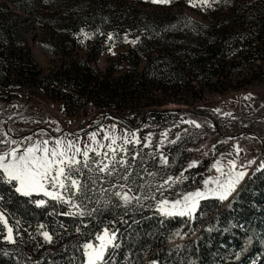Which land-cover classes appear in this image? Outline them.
Listing matches in <instances>:
<instances>
[{"label": "trees", "instance_id": "obj_1", "mask_svg": "<svg viewBox=\"0 0 264 264\" xmlns=\"http://www.w3.org/2000/svg\"><path fill=\"white\" fill-rule=\"evenodd\" d=\"M35 1L14 0L26 10H32ZM226 1L227 14L210 17L206 23L183 12L153 17L132 11L119 0L74 2L70 8L78 13L69 12L70 32L84 37L87 53L44 75L29 49L26 59L18 51L17 21L0 0V91L7 79L25 80L48 95H64L68 112L78 110L74 106L78 101L82 106L95 103L104 114L121 112L125 105V119L137 127L154 104L152 80L166 78L165 101L180 93L177 86L197 92L192 84L195 70L209 86L224 90L247 77L264 80V0H209L211 7H204L219 10ZM110 3L115 9L107 12ZM130 28L138 36L120 56L128 63L123 73L112 66L106 72L94 68L93 59L113 44L122 45ZM136 57L147 58L141 71ZM177 59L188 61L190 72L185 73L187 67H180ZM191 109L205 112L199 106ZM168 113L153 114L161 118ZM0 216L15 236L14 243L0 237V264H86L84 245L105 228L115 233V240L101 264H264V166L247 176L229 198H204L188 215H164L148 200L102 202L76 212L65 201L36 193L23 196L13 184L0 182Z\"/></svg>", "mask_w": 264, "mask_h": 264}, {"label": "rangeland", "instance_id": "obj_2", "mask_svg": "<svg viewBox=\"0 0 264 264\" xmlns=\"http://www.w3.org/2000/svg\"><path fill=\"white\" fill-rule=\"evenodd\" d=\"M3 1L17 21L18 51L26 59V52L29 49L33 60L42 69L44 75L54 72L62 63L72 58H83L86 55L84 37L75 35L73 37L68 22L70 10L71 14L73 11V15L77 16L76 9L70 6L79 0L48 2L36 0L32 10L19 7L14 0ZM119 1L126 3L132 11L141 10L153 17L167 18L170 13L183 12L205 23L210 17L225 16L230 6V2L226 1L224 6L218 8L219 10L215 8L210 11L204 6L192 7L188 0H172V3L167 5L153 4L151 0ZM91 2L93 0H85L87 5ZM112 6L114 5H110L106 11L114 10ZM130 29L127 30L129 36L122 45L113 44L111 48L93 59L94 68L106 72L108 66H112L113 71L123 73L128 63L122 61L124 58L120 56L132 47L131 41H135L138 36L135 29ZM72 45L74 47H71ZM153 54L156 56L155 52ZM146 60V57L135 58V61H138L139 71L143 69ZM175 62H179L180 67H187L185 73L190 72L188 61L177 59ZM245 71L248 72V65ZM193 74L195 75L192 82L195 85L193 89L197 92H191V87L186 85L177 86L175 89L180 88V93L167 101L164 91L166 78L152 80L154 104L147 109L182 108L185 111L171 110L161 118L150 113L146 122L137 126L138 128L108 118L104 124L87 132L100 123L103 114L87 127L74 131L78 132V135L71 134L62 125L61 112L67 111L64 95L56 92L48 95L35 82L7 79L0 91V141H15V143H0V153L12 148H17L23 153L32 143L44 140L49 141V147H52L56 140H61L63 144L74 142L82 150L85 146L96 148L97 144L90 139L92 134H95L97 142L105 146L115 139L116 144L112 145L116 150L115 159H112L113 154L107 147L99 148L101 155L90 151L89 166L87 168L78 166L81 171L74 173L80 181V190L61 192L65 201H71L68 204L74 211L85 212L102 202L110 204L112 201L120 200L126 203L122 198L125 194L130 198L127 203L148 200L155 202L159 210L161 203L167 200L166 211L179 200L181 201L177 205L179 210L183 208V198L186 195L199 191L204 193V196L198 198L195 210L190 213L193 214L202 199L220 198L226 190L225 198H229L247 176L264 166V155L261 154L262 143L259 139L264 125V80L260 78L248 80L247 77L242 83L237 85L235 83V87L224 90L221 86H209L197 70ZM161 87L163 91L160 90ZM143 100L141 102H144ZM223 100L226 104L222 103ZM82 105L79 101L74 104L78 114L81 113V109H85ZM193 106L205 109L202 113L207 116L194 112L191 109ZM123 107L121 112H108L125 118L128 110ZM6 130L9 135L6 134ZM33 131V134L25 136ZM63 131L65 133L59 135ZM50 132L56 136H52ZM105 136L108 139H104ZM28 137L31 140L27 139ZM125 140L130 142L125 143ZM104 153H108L107 158L104 157ZM78 158L82 159V157ZM93 160L109 164L111 174L100 172L92 163ZM121 160L126 161V164L118 163ZM233 161L234 165L230 163ZM217 162L220 171L217 170ZM241 172L244 175L237 181V174ZM124 176H127V179H123ZM229 181L233 183L230 184ZM50 190L58 189L50 188ZM7 225L12 228L8 221ZM105 231L108 236L115 235L110 228H105L90 243L98 247L101 241L97 237L104 235ZM7 234V228L0 222V237L6 239ZM12 234L15 241L14 233ZM107 239L108 237H105V240ZM84 251L86 252L85 248ZM86 264H88L87 256Z\"/></svg>", "mask_w": 264, "mask_h": 264}, {"label": "snow or ice", "instance_id": "obj_3", "mask_svg": "<svg viewBox=\"0 0 264 264\" xmlns=\"http://www.w3.org/2000/svg\"><path fill=\"white\" fill-rule=\"evenodd\" d=\"M190 6H206L211 7L209 0H188ZM153 4L167 5L171 4L172 0H151ZM110 40L111 36L108 37ZM135 44V41H131ZM199 127V125H197ZM27 139L31 140L30 137ZM90 139L93 143L97 144L96 148H89L85 146V149H81L74 142L69 141L67 144H63L61 140H56L52 147H49V141L44 140L42 142H34L31 146L27 147L23 153L19 152V149L12 148L7 152L0 153V182H7L13 184L15 191L23 196H31L34 193H43L44 196H48L55 200L65 201L64 196L61 195L62 191H76L80 190V181L74 175L79 173L82 166L87 168L89 166V152H95L96 155H101L99 148L107 147L108 151L113 154L112 159H115V149L112 145L116 144V140L112 139L111 144L105 146L95 140V134H92ZM104 139H108L107 136ZM9 142L15 143V141H0V143ZM130 141L125 140V143ZM239 151V149H237ZM105 158L108 157V153L103 154ZM82 157V159L78 158ZM100 172H108L111 174L109 164L97 161H92ZM122 165L126 164V161H118ZM166 163V161H165ZM234 165V161L230 162ZM194 166V165H193ZM217 170L220 171L219 162H217ZM244 175L243 172L238 173L236 180L238 181ZM6 178V179H5ZM127 179V176L122 177ZM209 183V181H206ZM229 183H233L229 181ZM50 186V187H49ZM58 189L57 191L50 190ZM227 195V190L221 195V199H224ZM204 193L194 192L186 195L183 200V208L177 210V205L181 201H176L170 210H165V206L168 205V201L165 200L161 203L160 211L164 215H188L195 210L197 206L198 198H202ZM124 201L129 202V197L125 194L123 197ZM71 203L70 200L65 201ZM42 204L43 201H39ZM75 206V205H73ZM0 222L7 228L6 239L9 243H14L13 229L8 227L7 221L4 220L3 216H0ZM45 240L51 241V237L48 233H44ZM105 237H108L105 240ZM115 235L108 236L107 231L104 235L98 236L97 239L101 241L98 247L89 243L84 245L86 249V256L88 257V264H101L104 261V252L108 244H111L114 240Z\"/></svg>", "mask_w": 264, "mask_h": 264}, {"label": "built area", "instance_id": "obj_4", "mask_svg": "<svg viewBox=\"0 0 264 264\" xmlns=\"http://www.w3.org/2000/svg\"><path fill=\"white\" fill-rule=\"evenodd\" d=\"M223 104H226V101L223 100ZM80 114H78L77 110H72L71 112L67 113L61 112L60 119L62 121V125L65 126V129L70 131H78L85 127H87L90 123H92L96 118H100L103 115V111L98 108L95 103L86 102L85 109L80 110ZM261 138L264 142V125ZM262 155L264 154L261 153Z\"/></svg>", "mask_w": 264, "mask_h": 264}, {"label": "water", "instance_id": "obj_5", "mask_svg": "<svg viewBox=\"0 0 264 264\" xmlns=\"http://www.w3.org/2000/svg\"><path fill=\"white\" fill-rule=\"evenodd\" d=\"M171 110H174V111H176V112H183V111H185V110L182 109V108L165 109V110H160V109H149V110H147V112H146L145 115H144L143 123L146 122V120L148 119V116L150 115V113H154V112H158V111L166 112V111H171ZM197 113H198V112H197ZM198 114H202V115L207 116V115L204 114V113H198ZM108 118H112V119H114V120L121 121V122H123L124 124H126V125H128V126H130V127H132V128H138V127H135V126L131 125V124L129 123V121H128L127 119L123 118L122 116H119V115H116V114H113V113H110V112H106V113L104 114L102 120L100 121V123H98L96 126L91 127L89 130H87V132H90V131L94 130V129H95L96 127H98V126H101L102 124H104V123L107 121ZM211 120L215 121L213 118H211ZM215 125L217 126V128H219V127H218V124H217L216 122H215ZM33 133H34V131H33V132H29V133L25 134V136H29V135H31V134H33ZM50 133H51V132H50ZM63 133H65V131H63V132L60 133L59 135H61V134H63ZM70 133L73 134V135H78V134H79L78 132H74V131H70ZM84 133H85V132H84ZM51 135L54 136V137L56 136V135L53 134V133H51ZM59 135H57V136H59ZM259 139L261 140V143H262L261 153H263V152H264V142H263V140H262V138H261L260 136H259Z\"/></svg>", "mask_w": 264, "mask_h": 264}, {"label": "bare ground", "instance_id": "obj_6", "mask_svg": "<svg viewBox=\"0 0 264 264\" xmlns=\"http://www.w3.org/2000/svg\"><path fill=\"white\" fill-rule=\"evenodd\" d=\"M264 155V154H263Z\"/></svg>", "mask_w": 264, "mask_h": 264}]
</instances>
